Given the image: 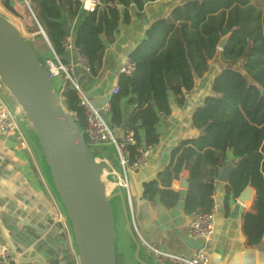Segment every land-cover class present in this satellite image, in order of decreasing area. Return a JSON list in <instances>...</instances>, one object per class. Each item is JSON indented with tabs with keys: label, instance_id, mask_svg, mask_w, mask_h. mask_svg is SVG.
Instances as JSON below:
<instances>
[{
	"label": "trees",
	"instance_id": "16d2710c",
	"mask_svg": "<svg viewBox=\"0 0 264 264\" xmlns=\"http://www.w3.org/2000/svg\"><path fill=\"white\" fill-rule=\"evenodd\" d=\"M109 1L114 0H103L89 12L80 10L77 0L28 3L60 59L64 50L61 41L66 36L62 17L66 11L80 16L74 45L88 58V72L96 75L106 46L115 39L120 17L118 9L107 5ZM116 1L123 6L129 3ZM136 4L142 7L141 0H136ZM227 33L225 46L218 50L220 38ZM217 51L224 67L213 76L209 94L192 114V127L198 135L178 143L165 169L155 180L143 184L142 196L148 200L159 197L172 206L178 195L168 188L187 170L184 211H209L214 180L231 151L235 162L228 175L226 193L237 197L245 186L253 187V211L243 215V230L248 244L254 246L264 238V7L258 8L249 0H188L176 6L168 17L153 22L130 54L135 69L119 75V92L110 97L108 118L114 126H121L126 100L131 106L126 126L137 140L158 143V124L163 116L171 114V97L181 106L185 93L193 90L195 78L208 70ZM62 97L83 130L85 116L69 83L63 88ZM129 247L133 252L131 241ZM125 258L116 247V264H124ZM66 260L67 264L77 263L71 253Z\"/></svg>",
	"mask_w": 264,
	"mask_h": 264
},
{
	"label": "crops",
	"instance_id": "0c3cea01",
	"mask_svg": "<svg viewBox=\"0 0 264 264\" xmlns=\"http://www.w3.org/2000/svg\"><path fill=\"white\" fill-rule=\"evenodd\" d=\"M186 1L188 0H141V8L137 6L136 0H129L127 6L121 4L118 9L120 17L115 39L106 46L98 73L91 75L80 68H76L74 73L82 90L97 108L101 109L110 100L112 87L118 85L120 65L146 37L147 30L153 22L168 17L176 6ZM249 2L258 8L264 7V0ZM25 11L23 0H9L8 5L4 0H0V13L8 19L12 18L17 25L24 21ZM125 14L128 17L127 21ZM79 20V15H72L69 11L62 17L66 35L71 36L73 44ZM24 24L28 28H33ZM45 44L49 46L46 41ZM38 52L43 55L46 50ZM216 55L222 65L219 71L224 64L219 59V51L212 59L214 60ZM73 58L74 52L63 50L61 56L63 62L71 61ZM208 72L209 69L202 76L195 78L194 88L185 93V101L181 106H178L171 97V114L163 116L159 121L157 128L160 134L159 141L150 154L147 165L132 172L129 179L131 203L129 204L126 199V206L138 239L147 251L143 258L150 264H154L153 254L147 250L146 245L182 256H190L193 251L180 237V234L187 236V227L191 220V213L184 211L188 171L183 170L179 178L172 180L168 188L178 195L172 206H167L159 197L154 200L145 199L142 192L143 184L155 180L165 169L170 154L178 143L182 139L198 135V130L192 127V114L209 94L210 82L217 73H210L209 83L199 84L198 79L205 77ZM122 110L124 122L116 129L118 136L122 134L131 111V106L126 100L123 102ZM21 128L23 129L22 126ZM23 131L27 145L25 149L20 148L14 137L0 135V241L6 243L18 255L19 264H67L66 255L71 253L74 256V252L67 247V233H70V228L68 222L67 230L54 223V207L55 204L60 205L48 174L45 173V169V172L41 170L39 153L24 129ZM98 156L106 157L99 154ZM106 158L110 168L115 169L111 160ZM225 162L234 164L231 151L227 153ZM184 182L187 183V187H181ZM226 183L214 180L215 192L212 196L216 208L214 229L210 239L203 245L209 257V264H264V238L259 244L251 246L243 230V215L245 212L253 211V202L243 204L231 194L227 195ZM120 215L122 216L121 212ZM127 238L130 245L128 235ZM63 246L66 248L65 252L62 250ZM130 252L133 257L134 251Z\"/></svg>",
	"mask_w": 264,
	"mask_h": 264
},
{
	"label": "water",
	"instance_id": "95a60500",
	"mask_svg": "<svg viewBox=\"0 0 264 264\" xmlns=\"http://www.w3.org/2000/svg\"><path fill=\"white\" fill-rule=\"evenodd\" d=\"M8 5L9 0H4ZM43 38L50 43L43 32ZM229 33L217 44L222 49ZM0 95L8 104L37 149L65 214L78 264H116L117 225L120 212L133 246L136 264H150L146 249L133 227L117 178L110 166L89 147L73 112L53 84L51 74L35 46L24 38L16 24L0 13ZM224 162L216 179L227 182L233 168ZM129 179H131V173ZM181 187H187L184 182ZM236 199L243 204L255 200L247 185ZM193 250L203 241L180 234ZM63 252L66 248L62 247Z\"/></svg>",
	"mask_w": 264,
	"mask_h": 264
},
{
	"label": "built area",
	"instance_id": "2783aa9c",
	"mask_svg": "<svg viewBox=\"0 0 264 264\" xmlns=\"http://www.w3.org/2000/svg\"><path fill=\"white\" fill-rule=\"evenodd\" d=\"M80 10L89 12L102 4L103 0H77ZM28 7L31 15L35 16L29 6L28 0H23ZM111 8L119 9L121 4L116 0L107 2ZM39 31L43 29L38 24ZM61 46L64 50L74 52V58L71 61L63 62L52 50V58L45 59L44 64L49 70L53 84L62 96V90L67 83L75 90L78 98V106L82 109L85 116V126L82 133L85 141L92 149L101 145H109L113 148L115 159L120 167V171L112 169L117 180L115 186H120L125 194L128 203H131V186L129 174L139 170L148 163V158L153 152L156 143H149L144 138L137 140L132 129L126 125L121 135H117V127L110 123L108 118L110 112V100L100 109L95 106L93 101L82 90L80 84L75 78V69L80 68L85 72L90 70V63L83 52L73 44L70 35H66ZM135 69V63L130 56H126L120 65L119 72L130 74ZM119 92V86L115 85L111 89V95ZM75 115V113L73 112ZM0 135L4 137H14L20 148L27 147L25 133L21 128L18 120L12 110L0 95ZM96 154V153H95ZM98 155V154H97ZM100 155V154H99ZM102 158V157H100ZM108 165L106 157L102 158ZM59 203V202H58ZM54 207V223L62 229H68L65 214L58 204ZM60 205V204H59ZM215 205L212 204L209 211L194 210L191 212V220L187 227V236L192 239L203 241V245L208 241L213 233L215 221ZM67 247L74 252L76 251L70 233H67ZM147 250L153 254L154 264H209V257L203 247L193 250L190 256H182L167 252L165 249L155 248L146 245ZM0 264H19L18 255L4 242L0 241ZM78 264V263H77Z\"/></svg>",
	"mask_w": 264,
	"mask_h": 264
},
{
	"label": "rangeland",
	"instance_id": "374dc122",
	"mask_svg": "<svg viewBox=\"0 0 264 264\" xmlns=\"http://www.w3.org/2000/svg\"><path fill=\"white\" fill-rule=\"evenodd\" d=\"M24 6L26 7V11L24 13V21H22V24H16V21H14L12 18L11 21L13 23H15L17 25V27L19 28L20 32L22 33V35L24 36V38H26L27 40H29L30 42H32V44L39 50V51H42V50H46L45 53H43V55L41 56H44L45 59H48V58H52V52L49 48V46H47L45 44V41H44V38H43V34L39 31V27H38V24L37 22L35 21V19L33 18V16L31 15V12L30 10L28 9V7L24 4ZM26 23L27 25H30L31 27L33 28H28L25 26ZM47 47H48V50H47ZM44 54H47V55H44ZM218 55H216V57L214 58V60H210L209 61V72L206 74L205 77L203 78H199L198 79V83H209L211 80V74L214 73V72H217L219 68L222 67V65L219 63L218 61ZM212 72V73H211ZM211 73V74H210ZM59 97H60V100H63V97L59 94ZM94 153L96 154H100V155H104L106 157H108L112 164L114 165L115 169L117 171H120V167L117 163V161H115V153H114V150L111 146L109 145H101L99 147H96L93 149ZM38 160H39V164H40V167H41V170L43 172L44 171V168L42 166V163L40 161V157H39V154H38ZM46 173V172H45ZM129 240L127 238V235H126V231H125V228H124V222H123V218L121 215H119L118 217V225H117V249L120 251V252H124V255L126 256L125 258V263L124 264H136L135 261H133V257L131 255V252L129 250ZM133 260H132V259Z\"/></svg>",
	"mask_w": 264,
	"mask_h": 264
},
{
	"label": "bare ground",
	"instance_id": "6f19581e",
	"mask_svg": "<svg viewBox=\"0 0 264 264\" xmlns=\"http://www.w3.org/2000/svg\"><path fill=\"white\" fill-rule=\"evenodd\" d=\"M115 186V183L113 182L111 185H110V188H113Z\"/></svg>",
	"mask_w": 264,
	"mask_h": 264
}]
</instances>
